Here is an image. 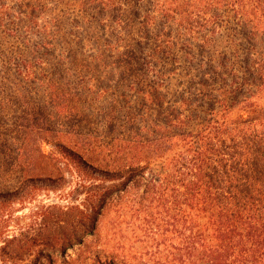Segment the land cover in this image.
<instances>
[{
	"label": "trees",
	"instance_id": "1",
	"mask_svg": "<svg viewBox=\"0 0 264 264\" xmlns=\"http://www.w3.org/2000/svg\"><path fill=\"white\" fill-rule=\"evenodd\" d=\"M88 3L85 42L62 46L57 25L6 59L0 87L31 99L12 117L18 134L37 129L96 173L82 185L96 210L113 192L142 187L175 235L178 264H264V0ZM9 25L0 19V33L27 27ZM104 94L108 104L93 111ZM17 145L16 167L25 155ZM38 157L55 168L52 156ZM59 181L30 177L0 197Z\"/></svg>",
	"mask_w": 264,
	"mask_h": 264
},
{
	"label": "rangeland",
	"instance_id": "2",
	"mask_svg": "<svg viewBox=\"0 0 264 264\" xmlns=\"http://www.w3.org/2000/svg\"><path fill=\"white\" fill-rule=\"evenodd\" d=\"M26 2L32 7H26ZM94 6L88 0H0L3 23L11 27L20 25L23 29L27 26L15 36L0 33V80L8 66V56H15L18 51L27 54L26 40L31 44L38 37L46 39V33H51L57 25L62 30L55 41L60 44L65 40L62 46L68 43L67 46L76 47L75 41L85 42L84 30L91 24L83 21L81 11ZM29 16L33 19H27ZM65 30L78 37L69 36ZM40 52L35 51L33 55L37 61H42L41 55H36ZM43 89L44 86L38 89L40 100L44 99ZM7 96L11 97L10 101L6 100ZM110 97V94L97 96L91 103L92 110L108 104ZM21 98L22 95L0 87V192L13 191L30 177L50 176L60 181L55 188L38 182L35 187L22 188L18 196L0 197V264H178L173 259L175 235L157 214L150 194L142 193V187L130 185L113 192L97 211L96 202L92 203L87 196L89 193L82 188L95 180L96 173L80 170L62 158L53 146L54 139L38 131L34 133L37 129L18 134L19 120L16 122L12 117L22 114L31 102L29 97ZM92 118L86 120L91 122ZM97 124L95 122L93 127ZM58 139L68 144L67 139L59 136ZM20 141L25 146V155L23 163L18 161L16 167L10 165V156L14 155L11 148ZM2 143H6L9 150L6 151ZM40 154L55 158V168L39 158ZM102 165L105 164L98 167ZM80 212L83 217L79 222Z\"/></svg>",
	"mask_w": 264,
	"mask_h": 264
}]
</instances>
